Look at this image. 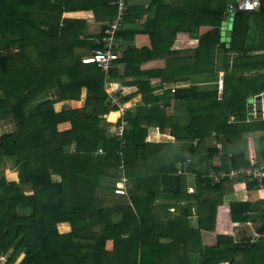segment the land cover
Returning <instances> with one entry per match:
<instances>
[{
	"label": "trees",
	"instance_id": "16d2710c",
	"mask_svg": "<svg viewBox=\"0 0 264 264\" xmlns=\"http://www.w3.org/2000/svg\"><path fill=\"white\" fill-rule=\"evenodd\" d=\"M115 1L0 0V257L4 264H264V187L255 202L227 201L235 187L249 195L259 188L244 176L217 185L208 178L211 170L264 167V121L246 119L248 97L264 92V34L255 38L264 0L250 12L230 11L234 0H127L123 26L112 30ZM78 11L113 19L86 35L63 17ZM225 19L231 35L221 48ZM200 26L210 30L198 37ZM177 33L197 43L173 49ZM136 35L149 44L134 45ZM107 41L117 56L108 70L81 62L107 50ZM115 80L135 89L123 97L113 90L122 102L140 101L112 123ZM151 129L164 139L147 143ZM186 160L195 174L188 194L175 164ZM121 179L127 195L118 200ZM151 184L186 202L181 216L150 213L168 212L150 207L155 192L144 187ZM131 187L142 188L134 195ZM248 223L260 227L237 237L233 226Z\"/></svg>",
	"mask_w": 264,
	"mask_h": 264
},
{
	"label": "crops",
	"instance_id": "0c3cea01",
	"mask_svg": "<svg viewBox=\"0 0 264 264\" xmlns=\"http://www.w3.org/2000/svg\"><path fill=\"white\" fill-rule=\"evenodd\" d=\"M63 17L66 18V19H68V24L71 25V26L72 25L73 26H82V27L85 26L84 33L86 35H91V36L99 35L101 33L102 28L108 26L109 23L111 22V20L113 19V17L112 18L109 17V15L107 14V12H102V13L98 14V17L97 18H95L92 11L68 12V13H64L63 14ZM139 23H141V22L140 21L137 22V24H139ZM208 30H210L209 27L200 26L199 29H198V37L201 34H203L206 31H208ZM258 32H260L261 34H264V28H262V27L259 28V31ZM136 36H138V38H136ZM136 36H135V38L133 40V44L136 45V46H139V47L144 46L146 44L145 40H144L145 43H143V44H137V41H138L139 38H141L143 40V35H136ZM185 40H187V42ZM260 40L262 41V39H260ZM194 42H196V39L191 38L188 33H177L175 35V40H174V43H173L172 48L173 49H179L177 47V45L178 46H182V45L185 46L186 44H188L187 46H188V48H190V47H193L194 46L193 45ZM149 67L151 68L152 65L151 64H147V65L144 66L143 69H146V68H149ZM110 87H111L110 90H114V92L115 91L116 92H119V94L121 93L122 97L123 96H127V95H129L131 93H134V91H135V89H132L130 86H124L122 84V82H119V81H116V80L114 82H111ZM83 94H84V91L82 92V96H83ZM139 99H140V96L139 95H136V96H133L132 98H130V100H128L126 102H123L125 104H130L133 107V108L131 107V108L125 109L124 112L127 111V110H129V111L134 110L135 107L138 105V102L140 101ZM136 102H137V104H135ZM58 106H60V105H58ZM111 113L116 114V118L117 119L120 118V117H122V116H120L118 110H116L115 112H111ZM114 119H109V120L113 121ZM151 139H153V140H151ZM163 139L164 138L161 135H158V132H157L156 129H151L150 130V133H149V136L147 137V140L146 141L149 144L150 143H159ZM162 148H165V147H162ZM163 150H166V149H163ZM184 162L183 163H179V164H178V162H175V164H176V167H177V175H181L180 177L184 178L186 181L189 182L188 185H187V187H186V192L188 194V193H191L192 190H193V186L191 184V181L194 180L195 174L189 173L186 170H185L186 172L184 171V167H183ZM180 167L183 168V170H182V171H184L183 173H181L178 170ZM15 175H16V173L13 172L12 170H6L4 172V176L6 178H8V177H15ZM125 182H126L125 179H121L116 184V187L118 185H121L122 186V188L125 191V194L122 196V195H117V194L113 193V195H112L113 198L118 199V200H123L124 198H126L127 189L125 188V185H124ZM146 182H150V181H146ZM141 188L142 187H136V189H135V187H131L132 193H134V195H136V193ZM144 189L150 191L151 192L150 194H152V191L155 192V197L156 198L153 200V202L150 205V207H155L156 208V207H162V206H164V207L168 208V212H165L163 210H159V211H156V212L150 211L151 214H158V216L160 217V220L163 217V215L164 214L167 215V213H169L170 216L173 217V218H176L178 216H181V211L179 210V208L181 206L185 205L186 202H181V201L180 202H176V200H174V198H173V196H174V193L173 192L168 193V192H166L164 190L165 189L164 186H159V188H156V186L154 187L152 184L149 185V186H145ZM163 190H164V192H163ZM250 192H251L250 195H248L247 194V190L243 189L241 186H238V187H235L233 189V191H231L229 193L226 192V195H228L232 200H237V201H246L249 198H251V200H256V199L262 198V196H263V192L262 191L254 192V191H251L250 190ZM145 193H146V191H145ZM178 193H180L179 194L180 196L181 195H182V197L184 196V192L181 191V189H179V192H177V194ZM166 194H170V198L167 197ZM122 197H123V199H122ZM177 206H180V207H177ZM148 209H149V207H148ZM242 226L243 227L244 226H247V227L252 226L253 227V226H256V225L255 224H250V223H248V224L234 225V227H242ZM67 231H65V232H67ZM212 238H213V236L211 237L210 240H212ZM106 248H107V250H110L112 248V243L111 242H107Z\"/></svg>",
	"mask_w": 264,
	"mask_h": 264
},
{
	"label": "built area",
	"instance_id": "2783aa9c",
	"mask_svg": "<svg viewBox=\"0 0 264 264\" xmlns=\"http://www.w3.org/2000/svg\"><path fill=\"white\" fill-rule=\"evenodd\" d=\"M261 0H235V2L230 6V11H241V12H250L255 11L260 7ZM116 16L113 19L112 23L110 24V28L112 30L118 29L127 14L128 10V3L127 0H116ZM106 46L108 47L107 50H104L103 52L96 51L93 55L85 57L81 60L83 64H96L98 68H100L103 71H106L110 68L112 62L116 60L117 56L115 53L111 52L109 50L110 48V41H107ZM108 93L111 94L112 98L110 101L111 106L118 107L119 113L122 112V115L124 113V110L122 109L126 104L121 101V95H115L113 94V90L108 89ZM120 114V116H122ZM246 119L250 122L255 121H264V94L260 93L258 96L253 97L251 102L247 105V113H246ZM122 126H119L116 129V134L118 136H121L122 134ZM196 142V141H195ZM250 164H255L254 160L249 161ZM189 163L187 160L185 164ZM238 176H244L247 178V181L254 182L257 187L259 188V191H261L264 187V167H245V168H238L235 170H230L228 173H216L212 170L208 172V178L210 180V185H217L222 178L227 177L228 180H233L237 178ZM114 193L117 195H124L125 191L122 188L121 185H118L114 189ZM5 258L0 257V264H4Z\"/></svg>",
	"mask_w": 264,
	"mask_h": 264
},
{
	"label": "rangeland",
	"instance_id": "374dc122",
	"mask_svg": "<svg viewBox=\"0 0 264 264\" xmlns=\"http://www.w3.org/2000/svg\"><path fill=\"white\" fill-rule=\"evenodd\" d=\"M235 2V0L233 1V3ZM116 16V15H115ZM253 18L254 17H247V22H249V23H251V22H253L252 20H253ZM263 28H264V25H263ZM260 32H258V34L256 35L257 37H255V38H258V37H262V34L260 33ZM135 38V37H134ZM136 38H138V36H136ZM262 40H263V38H261ZM144 40H145V42H146V44L148 45L149 44V40H148V37H145V36H143V40L141 39V38H139L138 39V41H137V44H143V43H145L144 42ZM186 42H187V40H185ZM195 43L196 42H194V46H195ZM145 44V45H146ZM188 44H186L185 46L184 45H182V46H178L177 45V47L179 48V49H185V48H188V46H187ZM193 46V47H194ZM258 53V52H257ZM263 55H264V53H263ZM152 66H154V67H156L157 66V64H154V63H152L151 64ZM218 77H219V79H218V82H217V84H218V92H219V94L221 93V86H222V81L220 80L221 78H222V73L220 72L219 74H218ZM172 88H174V86H172ZM262 93H264V92H262ZM249 99H247V102L249 101H251V98L250 97H248ZM140 100V99H139ZM138 100V101H139ZM135 104H137V102L135 103ZM63 106L62 105H60V106H56V108L55 109H57V110H59V109H61ZM64 107L66 108V106L64 105ZM132 106L130 105V104H126L122 109L123 110H125V109H127V108H131ZM133 108V107H132ZM119 114H121L122 115V112H120ZM180 122L181 123H184V119H186V118H184V114H180ZM112 118V115L111 114H109L108 115V117H107V121H110V122H112V123H114V122H116L117 121V118H115L113 121H111V120H109V119H111ZM150 140V139H149ZM151 140H153V139H151ZM161 140V139H160ZM166 140V139H165ZM206 142V141H205ZM203 145H204V143H203ZM187 165H188V163L187 164H185V165H183V167H184V171H185V168L187 167ZM181 173H183L184 171H182L180 168L178 169ZM9 180H11V179H9ZM251 191H253V190H251ZM224 193L223 192H220L219 190L218 191H216V193H215V195L216 196H220L221 197V195H223ZM249 195V194H248ZM247 195V196H248ZM229 199H231L228 195H226V193H225V195H224V200H229ZM249 200L250 201H253V202H255V201H257V199L256 200H251V198H249ZM177 207H180V206H177ZM176 207V208H177ZM179 210L181 211V208H179ZM182 212V211H181ZM256 226H253L254 228H257V227H260V224H255ZM234 227V226H233ZM253 227L252 226H249V227H247V226H242V227H234V231H235V233L237 234L236 236L237 237H242V236H249V235H252V233H253V231H254V229H253ZM60 231L61 232H65V231H67L69 228H68V226L67 225H61L60 226ZM202 240L204 241L205 240V237H206V235L204 234V233H202ZM207 242H209V241H207Z\"/></svg>",
	"mask_w": 264,
	"mask_h": 264
},
{
	"label": "water",
	"instance_id": "95a60500",
	"mask_svg": "<svg viewBox=\"0 0 264 264\" xmlns=\"http://www.w3.org/2000/svg\"><path fill=\"white\" fill-rule=\"evenodd\" d=\"M228 21L227 19H225L224 21L221 22V26H220V45L219 47H223L229 46V41H230V35H231V31L228 29ZM114 113H111V115ZM64 151H68L69 148L64 147L63 148Z\"/></svg>",
	"mask_w": 264,
	"mask_h": 264
},
{
	"label": "bare ground",
	"instance_id": "6f19581e",
	"mask_svg": "<svg viewBox=\"0 0 264 264\" xmlns=\"http://www.w3.org/2000/svg\"><path fill=\"white\" fill-rule=\"evenodd\" d=\"M114 118H116V114H113L111 119H114Z\"/></svg>",
	"mask_w": 264,
	"mask_h": 264
},
{
	"label": "clouds",
	"instance_id": "9594fccd",
	"mask_svg": "<svg viewBox=\"0 0 264 264\" xmlns=\"http://www.w3.org/2000/svg\"><path fill=\"white\" fill-rule=\"evenodd\" d=\"M264 94V93H263ZM184 165H185V163H184ZM263 197V196H262Z\"/></svg>",
	"mask_w": 264,
	"mask_h": 264
}]
</instances>
